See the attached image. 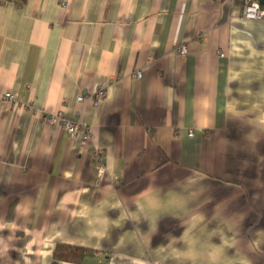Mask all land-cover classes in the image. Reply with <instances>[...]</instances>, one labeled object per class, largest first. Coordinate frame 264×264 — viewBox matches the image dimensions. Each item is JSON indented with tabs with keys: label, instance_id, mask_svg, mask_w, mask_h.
Segmentation results:
<instances>
[{
	"label": "crops",
	"instance_id": "0c3cea01",
	"mask_svg": "<svg viewBox=\"0 0 264 264\" xmlns=\"http://www.w3.org/2000/svg\"><path fill=\"white\" fill-rule=\"evenodd\" d=\"M249 1L0 0V264H264Z\"/></svg>",
	"mask_w": 264,
	"mask_h": 264
},
{
	"label": "built area",
	"instance_id": "2783aa9c",
	"mask_svg": "<svg viewBox=\"0 0 264 264\" xmlns=\"http://www.w3.org/2000/svg\"><path fill=\"white\" fill-rule=\"evenodd\" d=\"M242 14L245 18L264 19V7L258 1L251 0L244 4ZM174 51L178 55H184L186 52V46L184 44L175 45ZM133 76L139 78L141 72L136 71ZM4 99H12V96L9 93H6ZM81 99L82 97H77V101H80ZM46 120L49 124L59 125L66 130L70 136H73L81 130V124L79 122L75 121V119L65 117L61 112L49 114ZM188 135H192L191 130L188 132Z\"/></svg>",
	"mask_w": 264,
	"mask_h": 264
},
{
	"label": "trees",
	"instance_id": "16d2710c",
	"mask_svg": "<svg viewBox=\"0 0 264 264\" xmlns=\"http://www.w3.org/2000/svg\"><path fill=\"white\" fill-rule=\"evenodd\" d=\"M89 253L90 251L87 248L67 244H56L53 250V257L64 261L79 262Z\"/></svg>",
	"mask_w": 264,
	"mask_h": 264
},
{
	"label": "water",
	"instance_id": "95a60500",
	"mask_svg": "<svg viewBox=\"0 0 264 264\" xmlns=\"http://www.w3.org/2000/svg\"><path fill=\"white\" fill-rule=\"evenodd\" d=\"M258 2L264 7V0H258Z\"/></svg>",
	"mask_w": 264,
	"mask_h": 264
}]
</instances>
